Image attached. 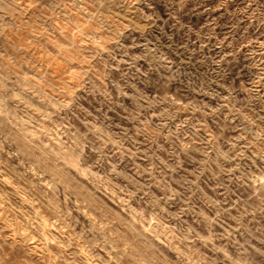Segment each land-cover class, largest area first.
Masks as SVG:
<instances>
[{
  "label": "rangeland",
  "instance_id": "1",
  "mask_svg": "<svg viewBox=\"0 0 264 264\" xmlns=\"http://www.w3.org/2000/svg\"><path fill=\"white\" fill-rule=\"evenodd\" d=\"M261 152L264 0H0V264H264Z\"/></svg>",
  "mask_w": 264,
  "mask_h": 264
},
{
  "label": "clouds",
  "instance_id": "2",
  "mask_svg": "<svg viewBox=\"0 0 264 264\" xmlns=\"http://www.w3.org/2000/svg\"><path fill=\"white\" fill-rule=\"evenodd\" d=\"M213 63H217V62L213 61ZM202 72H203V69L200 68L199 66H190V67H186L183 69H178V71L171 77V80L176 81L177 86L188 87V88L192 89V91H196L197 87L199 86L197 82L202 78ZM181 77H183V79H181ZM192 107H193V105L189 104L187 110H191ZM202 108H203V106L197 110L202 111ZM183 110H185V109L182 108L181 111H183ZM160 115L164 116L165 113L161 112ZM255 139H257V140L260 139L259 134H257L255 136ZM251 147H252V141H249L246 145L243 146V148L241 149V152L239 154L241 159L243 158V150L251 148ZM204 155L205 156L208 155L207 151H205ZM254 155H258V156H260V158L262 160H264V152L254 153ZM222 158L233 159L234 157H227L226 153L217 152V158H216V160L213 161V163H216L217 167H221V159ZM221 170L226 171V169H223V168ZM225 255H227V253H225Z\"/></svg>",
  "mask_w": 264,
  "mask_h": 264
}]
</instances>
